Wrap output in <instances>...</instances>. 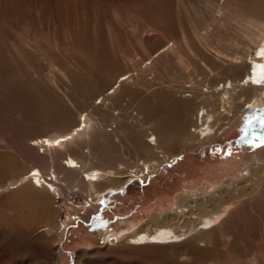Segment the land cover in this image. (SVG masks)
<instances>
[{
  "label": "rangeland",
  "instance_id": "obj_1",
  "mask_svg": "<svg viewBox=\"0 0 264 264\" xmlns=\"http://www.w3.org/2000/svg\"><path fill=\"white\" fill-rule=\"evenodd\" d=\"M258 11L264 15V0H0V264H264V195L245 197L237 214L197 238L202 243L105 242L120 230H152L150 217L169 214L180 197L240 183L245 168L264 162L256 153L264 151V100L231 92L225 113L217 110L227 114L225 127L197 149L184 141L193 127L181 111L191 91L206 94L207 86L231 80L236 71L229 64L247 60L231 58L253 50L245 29ZM84 116L92 124L86 136L50 151L32 144L65 133ZM160 152L172 156L169 162L182 159L145 170L142 179L126 177L141 160L162 161ZM66 155L83 169L122 172L94 186L101 197L91 218L57 240L37 230L52 229L91 199L80 174L63 170ZM33 166L44 174L54 169L64 193L5 201ZM37 193L46 198L42 204Z\"/></svg>",
  "mask_w": 264,
  "mask_h": 264
},
{
  "label": "bare ground",
  "instance_id": "obj_2",
  "mask_svg": "<svg viewBox=\"0 0 264 264\" xmlns=\"http://www.w3.org/2000/svg\"><path fill=\"white\" fill-rule=\"evenodd\" d=\"M219 14H222V12L220 11ZM254 14L255 15L252 17V19L250 21L248 20L250 23L249 28L247 30L245 29L247 43L253 45V50L244 52L243 54H238L239 51L238 53L235 52V56L231 58L232 60L238 59L237 57L239 55L247 60L235 62V64H229L230 69H234L236 71L232 78L229 77L231 80L228 79L224 83L221 81L222 85L220 84V88L219 84L214 87L207 86L205 91L206 94L202 91V93L197 95V93L191 91V99H184L185 101H183L184 108H182L181 111L186 113V116L189 118V123L187 126L192 123L191 127H193V132H189L187 128L188 132L186 135H183V137H185L184 141L188 149H197L199 146L213 139L219 128L225 127L224 124H220V122H222V118L227 116V114H222L225 113L223 106L226 101L229 100L231 92H234L237 88L248 99L251 97L250 100L253 98H255V100L259 98L264 100V15H261L260 11ZM258 17L262 18L259 19ZM123 83L124 81L122 78L120 81H117L115 84L118 85V87L114 89L112 93L116 95L118 89L122 87ZM213 96H216V99H213L214 105L212 107L210 106L211 103L209 102V99L213 98ZM106 97L108 98L109 95H106ZM197 99H199L198 102ZM215 100L217 103H215ZM250 100L248 103H250ZM227 103L229 102L227 101ZM254 104L258 106L260 101ZM219 107L222 109L220 111L222 113L217 111ZM194 111L195 119L193 122L191 116L193 115ZM180 121L183 123L182 118L179 120L177 117V122L175 121V123H177L176 127L178 129L181 128L178 127ZM91 127L92 124L90 119H87V116H84L82 120H78L77 126H74V128L66 131L65 133L54 137L41 135L40 137L33 140L32 144H36L39 147H42V149L48 150L49 148H57L68 142L73 143L74 139L76 138L86 136V133ZM149 136H152L150 137L152 141V143H150V146H152L151 148L158 146V140L155 134L151 133ZM189 140H196V142ZM85 143L89 145V140L86 139ZM166 145H170L169 139ZM160 153H158V155L162 161L159 160V162H150L149 160H141L140 167L139 165H136V163V166L132 172L129 170V168L126 170V177L129 179H132L133 177L142 179L141 177H146V173L144 172L145 170L147 173H154L158 165H161L165 162L168 163L172 158V156L169 157L168 155L162 153L160 155ZM256 153L259 155L263 154L262 157H264L263 150L256 151ZM180 154L181 153L178 155ZM86 157L87 156L85 155L84 158ZM179 158L182 159L180 156L177 159L171 160V162H174V160H178ZM13 166L15 167V165L12 164V168H14ZM61 166L65 172L73 171L80 174L81 181L89 188L88 193H90V195H88L92 200L90 199L89 206L81 205V207H79L77 210L72 209V214L74 216L78 215L77 218L71 219V214L68 212L66 214L67 217L65 215L63 220L58 222L57 220L55 221V226L52 229H50L48 226H44L37 230V234L43 233L50 235L55 233L57 240L66 234L68 228L71 225L78 222L82 223L88 220L92 206L96 205L95 200L97 199L98 201L101 197H99L100 192L94 190V186L101 183L103 180H107L109 183L119 180L121 177L119 178L117 174H121L122 172L120 171L119 173L117 170L102 171L99 169H83L81 161L72 157L71 155H66L64 157ZM250 167L251 168L248 167V169H244L246 175L242 176L241 180L239 181L240 183L235 185H225L223 188L204 196H201L200 194H193L187 197H180L178 201L176 200L177 203L175 205V209H172L173 211L171 210L169 214H161L150 217L148 222L154 227L152 230L143 229V227H141L130 232H127V230H120V232L117 234L109 233L105 238L106 244L112 246L126 241L125 243L132 247L142 248L153 246L160 248L181 244L186 240L191 241L193 239H197L204 233H211L220 227L224 223L223 221H226L227 218L231 217L233 214H237L238 211L242 209L243 205H241V202H243L247 196H251L250 199L254 198V200L264 197L262 196L264 195V162L260 164L258 162L253 163ZM120 169L123 170L124 168L121 167ZM252 177H254L255 181L253 186L247 184V181H249ZM60 178L61 177L57 175L54 169H49L48 173L44 174L40 167L33 166L29 168V170L24 173V175H20V177L17 179L18 182H15L11 185V192L8 194L9 197L6 196L7 198L5 201L7 200V202H13L14 198H24V196L28 195L30 192H42L45 193L47 197L51 196L54 199L53 195L55 193H57V195L64 193V190H62L61 187L62 185ZM122 183L123 181L120 180V184ZM250 189L251 193L247 192ZM40 193L37 194L40 195ZM93 195L95 199L92 198ZM43 197L40 195L35 198L37 199L38 204H42L44 202L46 198L43 199ZM192 203H194L193 207L191 205ZM209 205H211L212 208H209ZM48 219L49 217L46 220ZM57 240L54 248L58 249L60 247V243L57 242ZM197 241L201 242L199 239H197Z\"/></svg>",
  "mask_w": 264,
  "mask_h": 264
},
{
  "label": "built area",
  "instance_id": "obj_3",
  "mask_svg": "<svg viewBox=\"0 0 264 264\" xmlns=\"http://www.w3.org/2000/svg\"><path fill=\"white\" fill-rule=\"evenodd\" d=\"M145 173H146V172H145ZM147 174H148V173H147ZM147 174H146V176H148ZM86 201H88L86 205H88V206H89V204H90V203H89V201H90V198H89V199H87ZM77 217H78V215H77V216H73V215H72V216H71V219H72V218H77ZM74 220H75V219H74Z\"/></svg>",
  "mask_w": 264,
  "mask_h": 264
}]
</instances>
